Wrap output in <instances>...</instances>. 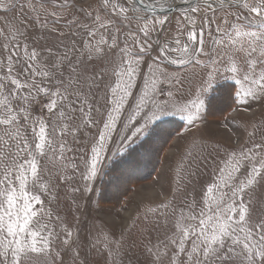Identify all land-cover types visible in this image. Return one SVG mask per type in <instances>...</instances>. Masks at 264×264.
Returning <instances> with one entry per match:
<instances>
[{
    "label": "snow or ice",
    "instance_id": "obj_1",
    "mask_svg": "<svg viewBox=\"0 0 264 264\" xmlns=\"http://www.w3.org/2000/svg\"><path fill=\"white\" fill-rule=\"evenodd\" d=\"M73 8L72 0H0V264H41L40 257L65 264L62 252L75 264L73 231L59 215L53 220L46 200L58 201L62 187L73 204L75 193H92L104 160L140 136L150 143V126L168 117L197 124L219 74L234 84L215 102L248 110L264 101V0H97ZM16 10L24 19H7ZM173 18L176 32L162 41ZM153 51L159 55L142 73ZM194 77L195 99H177ZM248 135L199 193L194 172L177 173L172 198L145 209L160 233L145 245L150 264H264V213H255L250 192L264 180V132L259 141L255 129ZM77 177L88 182L83 189ZM97 243L120 264L123 238Z\"/></svg>",
    "mask_w": 264,
    "mask_h": 264
},
{
    "label": "rangeland",
    "instance_id": "obj_2",
    "mask_svg": "<svg viewBox=\"0 0 264 264\" xmlns=\"http://www.w3.org/2000/svg\"><path fill=\"white\" fill-rule=\"evenodd\" d=\"M72 3L75 5L72 11L75 12L80 7L87 9L89 5L94 8L97 0H72ZM25 12L28 10L25 9ZM32 15L34 14L29 13L26 22L32 23ZM13 17L24 19L19 10L7 14V19ZM5 22V14L0 13V27L4 26ZM165 27L166 32L159 37L162 41L167 36L175 34L177 20L173 18ZM32 30L39 33L38 28L33 27ZM156 38L154 35L153 40ZM158 55L157 51H153L151 57H146V62L142 65V73L148 72L147 65L152 63L151 58ZM169 70L184 71L175 66H169ZM224 75L227 74H219L218 82L214 81L212 91L205 98V107L201 109L202 119L197 124L188 125L187 121L179 117H168L166 118L168 122L159 127L154 134L152 133L156 125L150 126V143H144L148 139L147 136H140L127 145V152L140 147L133 153L134 161L139 162L136 168L120 172L123 166H130L124 162L129 159V156H125L127 152L123 155L117 154L111 160L107 158L104 160L100 174L92 182V193L81 191L74 194L76 204L72 203L73 196L69 190L63 187L59 190L58 201L48 205L46 200L45 206L51 207L53 220L56 215H59L73 231V248L80 252L79 257L75 259V264H113L114 257L108 255L102 243H97L98 239H103V235H108L115 240L123 238V247L118 258L120 264H150L151 257L145 251V245L149 236L155 243V237L160 233L152 228L156 222L154 217L149 221L144 220L145 209L156 207L172 198L178 178L177 173L187 178L188 171L194 172L195 175L191 179L199 193L202 186L213 181L217 166L223 165L226 159V151L239 149L241 145L249 143L251 138L248 133L253 132L254 129L256 130L254 139L259 141L260 134L264 132V101L251 102L248 105L249 111L231 101L218 99L215 102L214 98L221 97L225 87L234 84L232 80L225 81ZM197 84L198 78L194 77L191 84H186L177 94V99H195ZM142 85L143 77L137 80L136 95L139 94ZM235 87L238 89L240 86L235 85ZM226 106L231 108L228 109ZM233 109L236 110L233 111ZM169 120H175L181 124H170ZM158 139L166 140L161 148H157ZM216 144H219L221 149L219 152H212L213 145ZM117 145L118 141L110 147L115 150ZM141 145L144 146L141 147ZM209 152H212V157L206 161L204 158ZM243 175L242 170L240 178H243ZM136 176L139 181L135 179ZM107 177H109L108 182L105 183ZM73 183L83 189V185L88 182L77 177ZM193 184H189V190ZM127 185L129 190L124 192ZM147 185L154 186L157 194L142 195L140 199H135L134 194L136 195L141 187ZM250 192L255 213H264V180H260ZM127 211L130 215L125 219L123 216ZM62 254L65 264H73L72 252H62ZM38 260L42 264L43 257Z\"/></svg>",
    "mask_w": 264,
    "mask_h": 264
},
{
    "label": "trees",
    "instance_id": "obj_3",
    "mask_svg": "<svg viewBox=\"0 0 264 264\" xmlns=\"http://www.w3.org/2000/svg\"><path fill=\"white\" fill-rule=\"evenodd\" d=\"M230 105H232V104H230ZM226 107L229 109L230 106H226ZM226 107H225V108H226ZM230 108H231V107H230ZM226 110H227V109H226ZM169 122H170V124H177V123H178V124H181L180 122H177V121H175V120H169ZM157 129H159V127H155V129L153 130V133H152V134H154V133L157 131ZM151 136H152V135H151ZM165 141H166V140L161 141L160 139H158V140H157V148H158V147L161 148V146L163 145V143L165 144ZM139 148H140V147H139ZM139 148H137V149H135V150H139ZM157 148H156V149H157ZM135 150H131V151L127 152L125 156L128 157V154H129V153H132V154H133V153L137 152V151H135ZM135 155H136V154H135ZM133 156H134V155H133ZM123 160H124V159H123ZM120 162H121V161H120ZM138 163H139L138 161H136V162L134 161V163L130 164V166H127V167L123 166L124 168H122V170H121L120 172L123 173V172H125L126 170H127V171L130 170V169L133 170L134 168H136V166H137L136 164H138ZM114 166H115V165H114ZM114 166H113V167H114ZM129 168H130V169H129ZM112 169H113V168H112ZM111 177H112V175H111ZM108 178H109V177H107V179L105 180V183L108 182ZM144 178H145V177H144ZM135 179H136L137 181H139V178H138L137 176H136ZM126 183H127V182H126ZM125 187H126V185H125ZM128 190H129V187H128V185H127V188H124V192H126V191H128ZM121 194H124V193L121 192Z\"/></svg>",
    "mask_w": 264,
    "mask_h": 264
},
{
    "label": "bare ground",
    "instance_id": "obj_4",
    "mask_svg": "<svg viewBox=\"0 0 264 264\" xmlns=\"http://www.w3.org/2000/svg\"><path fill=\"white\" fill-rule=\"evenodd\" d=\"M247 111H249V110H247ZM251 113H252V111H251ZM153 189H154V186H148L147 185V186L141 187V189L138 191V193H136V195L134 194V198L138 200V199H140L142 197V195H147L148 196V195H152L153 193H156L155 191L157 189L156 190L155 189L153 190ZM128 211L124 213L123 217L125 219L128 218V216L130 215V212H128Z\"/></svg>",
    "mask_w": 264,
    "mask_h": 264
}]
</instances>
